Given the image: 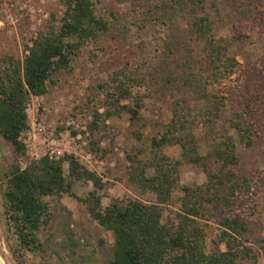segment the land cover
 Here are the masks:
<instances>
[{"label": "rangeland", "instance_id": "obj_1", "mask_svg": "<svg viewBox=\"0 0 264 264\" xmlns=\"http://www.w3.org/2000/svg\"><path fill=\"white\" fill-rule=\"evenodd\" d=\"M156 1L95 0L96 12L108 20L109 32L101 40L83 45L70 69L55 74L47 94L32 96L28 101L30 125L22 133L21 141L24 144L27 140L25 134L33 122L42 124L41 134L35 138L32 135L24 144V155H18L13 144L0 137V264H108L114 236L91 219L86 204L78 199L94 190L92 181L83 180L75 182V196L48 198L55 212L51 224L40 232L43 248L28 252L22 257L23 261L17 260L6 228L2 193L4 173L15 162L25 167L40 160L55 139L63 142V146L71 143L72 149L60 159L66 175L69 174V157L73 156L102 178L105 187L99 194L103 207L123 197L137 198L145 203L156 201L154 193L130 180L129 156L142 160L154 156L152 139L159 135L161 125L173 117L177 104L195 124L201 153L211 152L218 137L233 136L239 157L238 165L233 168L257 184L254 192L240 195L231 208L207 205L206 216L200 223L207 235L208 250L212 251L219 240L223 218L240 217L251 223L255 241L249 244L259 251V264H264V122L260 124L261 138L250 147L241 142L237 131L229 124L234 107L245 109L246 114L254 113L264 121V0H232L225 17L214 23L211 34L215 37H232L237 31L244 32L245 40L234 42L227 52L239 62L237 85L228 88L205 80L207 45L187 34L189 16H163V11L155 7L159 5ZM64 11L61 0H0V54L13 53L23 60L28 52L25 45L31 46L38 32L47 26H59ZM189 56L201 63L187 66ZM121 72L134 77L130 81L132 95L123 99L122 104L134 106L135 100L141 99V120L136 124L131 122L129 113L118 114L112 105L113 80ZM189 72L197 74L198 81L186 83L184 78ZM218 90L230 99L217 115H210L212 95ZM107 110L113 114L105 123H100V150L95 153L90 144V123L96 111L104 114ZM210 116L217 137L205 126ZM162 152L175 158L180 156L182 149L178 144H169ZM210 166L216 170L219 163L212 160ZM206 181L201 166L184 165L174 196L180 198L184 186L196 187ZM169 213L167 209L165 217Z\"/></svg>", "mask_w": 264, "mask_h": 264}, {"label": "trees", "instance_id": "obj_2", "mask_svg": "<svg viewBox=\"0 0 264 264\" xmlns=\"http://www.w3.org/2000/svg\"><path fill=\"white\" fill-rule=\"evenodd\" d=\"M157 1L159 5L155 7L163 11V16L187 14V34L206 42L204 60L208 74L205 80L225 88L235 87L239 62L227 52L234 42L245 40L244 32L237 31L232 37L211 34L214 23L225 17L232 0ZM61 3L65 11L59 26L40 30L32 45H25L28 52L23 60L13 53L0 54V137L13 144L18 155L26 151L21 135L29 127L28 101L32 96L47 94L55 74L70 69L81 47L101 40L109 32L108 20L96 12L95 0H61ZM197 62L189 56L186 65L195 67ZM195 76L189 72L184 81L188 84L198 81ZM132 79L134 77L126 72L117 73L112 84V105L118 114L129 113L131 122L136 124L141 120V99H136L134 106L122 104L123 99L132 95ZM229 99L222 90L214 92L208 114L217 115ZM233 111L230 127L237 131L245 146H253L261 138L260 124L264 121L254 113L246 114L248 112L240 107H234ZM112 114L111 110L104 114L96 111L90 123V144L95 153L100 150V123H105ZM207 118L205 126L209 133L219 136L213 118ZM161 128L159 135L152 139L155 154L151 159L129 156L130 180L156 195V201L150 203L123 197L103 207L99 193L105 183L73 156L69 157L68 175L63 161L48 155L25 167L13 163L4 173L2 193L8 238L17 260L23 261L22 257L28 252L42 250L40 232L48 228L55 212L48 198L75 196L74 184L83 180L92 181L94 190L78 199L86 204L91 219L114 236L108 264H259V251L249 244L255 240L248 220L224 217L219 240L212 251L207 248V235L200 223L206 216L207 205L231 208L240 195L252 193L256 188L253 179L233 168L239 163L236 139L229 135L218 137L211 152L202 154L194 132L195 124L179 104L173 110V117ZM138 138H141L139 132ZM169 144L180 145L179 157L162 152ZM103 153L106 150L103 149ZM212 160L219 163L216 170L210 166ZM187 164L201 166L207 181L196 187H182L183 195L177 199L174 192L179 187L181 167ZM167 209L170 213L165 217Z\"/></svg>", "mask_w": 264, "mask_h": 264}, {"label": "built area", "instance_id": "obj_3", "mask_svg": "<svg viewBox=\"0 0 264 264\" xmlns=\"http://www.w3.org/2000/svg\"><path fill=\"white\" fill-rule=\"evenodd\" d=\"M29 107H30V104H28V108H27L28 118H29V114H28L29 113L28 112L29 111ZM28 123L30 125V122H28ZM43 129L44 128L42 127L41 123L37 124L36 122H33L32 125H31V129L28 130L27 133L25 134L27 136V140L24 141V144L28 143V141L31 140L32 135H34V138L37 136V134L40 135L41 132L43 131ZM50 143L52 145L50 146V149L48 150V152L45 153V156L48 155L50 158L55 159V160H60L61 157L64 156L66 152H69L70 149H72L70 142H67L68 146L66 144H64V146H63V142H58L55 139H53ZM36 156H37L38 159L41 158L39 153H36Z\"/></svg>", "mask_w": 264, "mask_h": 264}]
</instances>
